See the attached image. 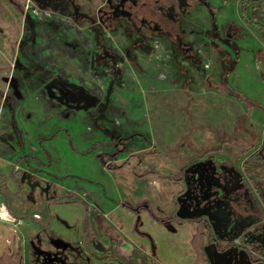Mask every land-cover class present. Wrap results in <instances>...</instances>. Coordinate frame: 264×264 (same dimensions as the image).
I'll return each instance as SVG.
<instances>
[{
  "label": "rangeland",
  "instance_id": "rangeland-1",
  "mask_svg": "<svg viewBox=\"0 0 264 264\" xmlns=\"http://www.w3.org/2000/svg\"><path fill=\"white\" fill-rule=\"evenodd\" d=\"M107 1L0 0V264L264 262V0Z\"/></svg>",
  "mask_w": 264,
  "mask_h": 264
},
{
  "label": "flooded vegetation",
  "instance_id": "flooded-vegetation-1",
  "mask_svg": "<svg viewBox=\"0 0 264 264\" xmlns=\"http://www.w3.org/2000/svg\"><path fill=\"white\" fill-rule=\"evenodd\" d=\"M194 2H196V0H194ZM107 3L108 6L112 8V10H103L102 12L104 13V15L111 12L113 15H117L119 8L124 7L127 9L126 13L130 15L129 17L133 22V26L141 30L144 26L153 27L151 26L153 25L151 24L153 22V19L150 20L145 15L147 12H151L154 18L159 17V15L160 17L162 16L168 18L175 15V11L177 8H188V0H117L116 2H113V0H108ZM152 7H158L160 11H153ZM133 9H136L137 13H134V11H132Z\"/></svg>",
  "mask_w": 264,
  "mask_h": 264
},
{
  "label": "crops",
  "instance_id": "crops-1",
  "mask_svg": "<svg viewBox=\"0 0 264 264\" xmlns=\"http://www.w3.org/2000/svg\"><path fill=\"white\" fill-rule=\"evenodd\" d=\"M202 2H201V6L200 7H198V8H196V9H194L193 10V15H195L196 16V18L198 19L197 21L198 22H196L194 25L196 26V27H193L192 26V28L191 29H195V30H198V29H202V28H205V27H207V25L209 24V12H208V10L206 9V7H204L205 6V2H207V1H210L213 5H215V6H217L219 3H220V0H201ZM249 1V0H248ZM250 1H253V0H250ZM219 15H223V13H221V14H219ZM245 15V14H244ZM245 18H246V16H245ZM247 19V18H246ZM247 21L250 23V21L247 19ZM192 24V23H191ZM16 182V184L18 185V187H20V183L18 182V181H15ZM19 184H18V183ZM229 244H232V247L233 246H237V244H235V243H233V242H230V243H228V244H226L225 246H223V247H221V246H219L220 247V249L221 248H224V247H227V246H230ZM240 249H243V250H245V251H247V249L248 248H246V247H244V246H238ZM244 257V262L246 263V264H264V262L263 261H252V260H250L248 257H246V256H243Z\"/></svg>",
  "mask_w": 264,
  "mask_h": 264
},
{
  "label": "built area",
  "instance_id": "built-area-1",
  "mask_svg": "<svg viewBox=\"0 0 264 264\" xmlns=\"http://www.w3.org/2000/svg\"><path fill=\"white\" fill-rule=\"evenodd\" d=\"M0 218L6 221H14L16 220L9 212V210L3 207L0 211Z\"/></svg>",
  "mask_w": 264,
  "mask_h": 264
},
{
  "label": "trees",
  "instance_id": "trees-1",
  "mask_svg": "<svg viewBox=\"0 0 264 264\" xmlns=\"http://www.w3.org/2000/svg\"><path fill=\"white\" fill-rule=\"evenodd\" d=\"M251 23V22H250ZM258 28H260L261 29V31H263V33H264V25H262V24H255ZM252 159H254V158H252ZM249 171H251V170H249ZM18 183V182H17ZM19 184V183H18ZM20 185V184H19ZM229 245H232V244H229Z\"/></svg>",
  "mask_w": 264,
  "mask_h": 264
}]
</instances>
